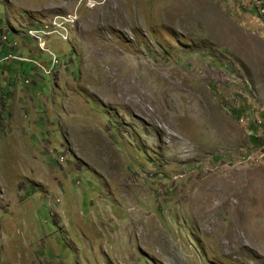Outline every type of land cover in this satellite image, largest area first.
I'll return each instance as SVG.
<instances>
[{
	"label": "rangeland",
	"instance_id": "obj_1",
	"mask_svg": "<svg viewBox=\"0 0 264 264\" xmlns=\"http://www.w3.org/2000/svg\"><path fill=\"white\" fill-rule=\"evenodd\" d=\"M0 264H264L250 1L0 0Z\"/></svg>",
	"mask_w": 264,
	"mask_h": 264
},
{
	"label": "built area",
	"instance_id": "obj_2",
	"mask_svg": "<svg viewBox=\"0 0 264 264\" xmlns=\"http://www.w3.org/2000/svg\"><path fill=\"white\" fill-rule=\"evenodd\" d=\"M85 1L86 5L91 4V0ZM251 6L258 11L259 14L264 16V0H248ZM78 16L77 13L70 14H57L50 18L48 24H41L38 28L30 29L29 35H31L39 46L44 49L46 47V40L49 37H56L65 42H70L71 33L74 31L77 25ZM251 116V112L248 113ZM244 122V119H242Z\"/></svg>",
	"mask_w": 264,
	"mask_h": 264
},
{
	"label": "bare ground",
	"instance_id": "obj_3",
	"mask_svg": "<svg viewBox=\"0 0 264 264\" xmlns=\"http://www.w3.org/2000/svg\"><path fill=\"white\" fill-rule=\"evenodd\" d=\"M142 94V93H141ZM147 110V109H146ZM154 110H155V108H154ZM142 113V112H141Z\"/></svg>",
	"mask_w": 264,
	"mask_h": 264
}]
</instances>
